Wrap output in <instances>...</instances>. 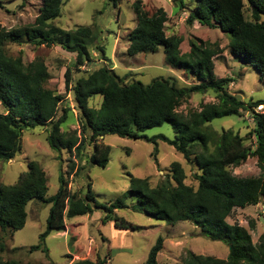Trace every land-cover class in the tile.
Here are the masks:
<instances>
[{"label": "trees", "instance_id": "trees-1", "mask_svg": "<svg viewBox=\"0 0 264 264\" xmlns=\"http://www.w3.org/2000/svg\"><path fill=\"white\" fill-rule=\"evenodd\" d=\"M65 1L41 0L32 25L10 30L0 27V105L3 109L0 113V161L9 162L19 154L21 131L46 127L49 128L46 141L52 151L74 152L79 158L88 144L91 147L88 162L105 168L110 155V147L103 143L105 136L137 140L142 138L145 130L168 124L174 138L170 140L159 135L151 141L167 143L187 163H194L193 180L197 187L185 184L184 170L174 162L170 165V174L155 187H150L146 179L129 176L128 193L138 198L137 204L130 207L120 200L108 205L99 204L90 184L84 197L71 194L63 176L59 178L60 186L55 195L45 198V173L32 161L15 184L0 185V230H21L26 220L25 207L34 199L49 205L45 230L40 234L41 243L50 234L63 232L66 219L100 209L104 212L101 222L105 223L111 220L113 211L130 208L170 225L190 222L203 236L220 241L228 248L225 260L189 252L178 264H264V235L254 245L245 228L226 222L234 209L260 203L264 208V114L255 112L257 107L264 106V100L244 103L229 94L227 87L232 81L217 79L214 75L213 58L220 53L219 49L198 41L190 44L187 54H181L182 38L165 35L166 12L158 8L149 13L137 0L132 4L136 27L127 36V56L155 53L162 48L167 63L192 75L197 82L178 87L175 81L154 79L147 85L134 82L124 86L112 70L99 68L79 77L71 87L81 134L78 137L75 130L62 132L68 109H62L57 115L62 97L44 87L48 79L44 63L35 60L25 66L20 56H8L4 46L8 43L59 46L75 54L76 68L86 66L90 57L84 41L91 37V29L78 28L61 37L59 29L51 25L60 17ZM108 1L114 6L118 2ZM192 3L193 9L187 8L185 23H197L226 35L230 53L254 68L259 81L264 83V0H192ZM177 7L184 9L182 0H178ZM64 78L65 88L70 90V69L66 70ZM209 91L215 94L216 103L202 105L199 111L185 116L176 111L193 94L203 95ZM95 96L102 99L98 109L89 107V100ZM240 112L252 115L255 125L253 150L246 148L244 139L231 130L217 133L210 126L214 119L239 115ZM249 157L256 158L260 176L240 178L232 175L229 168L240 166ZM69 168L73 171L74 165ZM81 170L76 168L73 172L78 174ZM249 228L253 230L252 222ZM131 229L135 230L134 227ZM162 246L163 238L159 237L143 264H157ZM39 249L41 245L30 247V251ZM106 260L84 259L70 264H106ZM0 264L19 263L0 259Z\"/></svg>", "mask_w": 264, "mask_h": 264}, {"label": "rangeland", "instance_id": "rangeland-1", "mask_svg": "<svg viewBox=\"0 0 264 264\" xmlns=\"http://www.w3.org/2000/svg\"><path fill=\"white\" fill-rule=\"evenodd\" d=\"M135 1L137 0H118L115 6L108 0H66L63 3L60 17L51 22V25L59 29L61 37L78 28L87 27L92 32L91 37L84 41L87 43L90 60L79 69L75 67V54L59 46L36 47L29 43H8L4 46L8 56H20L25 66L35 60L44 63L48 73L44 87L62 97L57 115L61 114L62 109H68L67 121L61 126L62 132L75 130L78 137L81 134L71 87L79 77L99 68L112 70L124 86L134 82L147 85L154 79L175 81L178 87L197 82L192 75L167 63L162 48H158L155 53L127 56V36L136 27L132 10ZM140 1L149 13L158 8L166 12L165 35L182 38L179 48L181 54H187L190 44L199 43L198 41L219 49L220 53L213 58L214 75L217 79L227 78L232 81L227 87L229 94L244 103L264 100V83L259 81L257 71L230 53L226 35L197 23H185L187 8L193 9L192 0H182L184 9L177 7L178 0ZM40 6L41 0H0V27L10 30L32 25ZM67 69L71 70L70 90L65 88L64 74ZM101 101V96H95L89 100V107L98 109ZM209 103H216L213 92L193 94L176 111L185 116L199 111L202 105ZM255 112L264 114V106L257 107ZM0 113H3L1 105ZM210 126L217 133L231 130L244 139L246 148H255V125L250 112L214 119ZM48 131L49 128L46 127L21 131L19 154L9 162L0 161V185L15 184L19 176L27 171V164L34 161L46 176L45 198L55 195L60 186L59 178L63 176L71 194L84 197L90 184L99 204L108 205L120 200L130 207L137 204L138 198L128 193L129 176L146 179L150 187H155L170 174V165L177 162L184 170L185 184L197 187L193 180L195 164L187 163L167 143L161 140L151 141L159 135L173 139L174 132L168 124L145 130L142 138L137 140L105 136L103 143L110 147L109 162L105 168L88 162L91 147L87 142L79 158L74 152L52 151L46 141ZM72 164L74 170H82L74 174V170L69 168ZM229 171L240 178L260 176L255 157H249L240 166L229 168ZM48 210V204L31 200L25 207L26 220L21 230H0V259L19 264H70L77 260L95 261L97 258H107L106 264H143L159 237L163 238V246L157 256V264H178L189 252L222 260L228 255L225 244L206 238L190 222L170 225L130 208L113 211L111 220L105 223L101 222L104 212L100 209H94L88 215L66 219L63 232L52 233L41 243L40 234L45 230ZM226 222L245 228L250 233L252 243L257 245L259 237L264 235L263 205L260 203L244 209H234ZM250 222L254 225L253 230L249 228ZM37 245H41V249L30 251V247Z\"/></svg>", "mask_w": 264, "mask_h": 264}]
</instances>
